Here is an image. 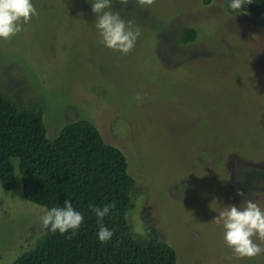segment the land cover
<instances>
[{
    "label": "rangeland",
    "instance_id": "rangeland-1",
    "mask_svg": "<svg viewBox=\"0 0 264 264\" xmlns=\"http://www.w3.org/2000/svg\"><path fill=\"white\" fill-rule=\"evenodd\" d=\"M225 1L111 0L140 30L128 54L101 43L93 0H32L38 15L0 39L5 96L43 104L50 140L87 120L121 149L134 180V236L169 244L177 264H264V253L235 257L214 222L243 199L264 209V176L252 170L264 168V27L225 14ZM184 27L197 29L195 43H179ZM15 175L17 190L0 186V264L51 231Z\"/></svg>",
    "mask_w": 264,
    "mask_h": 264
},
{
    "label": "trees",
    "instance_id": "trees-1",
    "mask_svg": "<svg viewBox=\"0 0 264 264\" xmlns=\"http://www.w3.org/2000/svg\"><path fill=\"white\" fill-rule=\"evenodd\" d=\"M225 1L221 8L229 16H247L264 27V0L244 4L247 14L231 10ZM198 40L195 27H184L181 45ZM226 50V48H225ZM10 157L20 160L24 199L42 208L63 207L66 200L84 216L73 234L48 232L33 248L8 264H177L176 251L167 243L152 239L142 244L127 220L134 208V180L128 161L118 147L107 143L99 129L87 120L64 126L50 140L44 123V106L24 108L5 96L0 87V186L5 192L18 188L16 169ZM264 176V168H252ZM253 193V191H251ZM258 192L264 195V191ZM115 203L103 224L114 231L108 242L98 240V218L89 208ZM71 237L70 239L68 237Z\"/></svg>",
    "mask_w": 264,
    "mask_h": 264
},
{
    "label": "clouds",
    "instance_id": "clouds-1",
    "mask_svg": "<svg viewBox=\"0 0 264 264\" xmlns=\"http://www.w3.org/2000/svg\"><path fill=\"white\" fill-rule=\"evenodd\" d=\"M155 2L156 0H137L141 7H150ZM252 2L253 0H231L228 7L240 14H247L242 10V6ZM120 3L126 5L129 0H120ZM111 8V0H93L92 12L96 14L95 27L99 31L101 43L114 51L128 54L134 49L140 30L133 27L131 20L125 21L118 12H113ZM37 15L38 11L32 0H0V39L8 40L19 34L23 30V25ZM9 160L14 169L18 170L19 158L10 157ZM236 194L245 197V193L240 190ZM34 207L39 208L38 205ZM114 207V202L105 204L103 208L89 205L98 218L97 236L101 243L110 241L114 236V231L103 224L104 218ZM39 211L43 213L40 216L42 226L52 232L58 230L64 234L72 230L75 234V231L84 223L83 214L75 210L69 200L65 201L63 207H54L50 210L39 208ZM214 222L222 225L224 242L235 257L251 259L264 253V247H261L264 243V209L255 201L243 199L240 207L229 205L219 212ZM257 239L260 243L256 242Z\"/></svg>",
    "mask_w": 264,
    "mask_h": 264
}]
</instances>
